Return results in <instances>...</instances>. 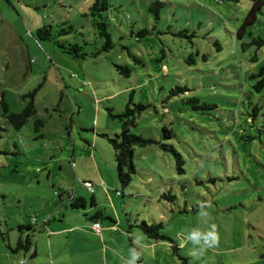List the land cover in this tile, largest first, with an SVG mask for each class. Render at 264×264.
Masks as SVG:
<instances>
[{
    "label": "rangeland",
    "instance_id": "rangeland-1",
    "mask_svg": "<svg viewBox=\"0 0 264 264\" xmlns=\"http://www.w3.org/2000/svg\"><path fill=\"white\" fill-rule=\"evenodd\" d=\"M93 1L0 0V95L9 112L31 100L36 109L15 129L0 105V264H128L133 253L134 264H183L173 245L186 264H264V89H252L264 46L242 50L235 37L250 1L161 0L156 19L154 0H108V52L85 16ZM244 36L264 39V6ZM133 104L148 106L133 133L157 144L134 149L136 172L122 186L103 135L119 134L110 114ZM162 145L181 154L184 175ZM136 219L161 223L173 243L147 239ZM19 227L26 252L7 246Z\"/></svg>",
    "mask_w": 264,
    "mask_h": 264
},
{
    "label": "trees",
    "instance_id": "trees-1",
    "mask_svg": "<svg viewBox=\"0 0 264 264\" xmlns=\"http://www.w3.org/2000/svg\"><path fill=\"white\" fill-rule=\"evenodd\" d=\"M225 2H237V0H224ZM250 1V7L249 11L242 22V25L240 29L236 33V39H238L241 42V48L242 50L246 49L249 46H255L256 49H260L264 46V39H261L259 37H252L250 40H247L245 38V32L246 29L250 26H253L257 15H259L262 11V8L264 6L263 0H249ZM221 3L222 1H218ZM109 3L108 0H94L91 6L89 7L88 14L85 16L90 17L91 24L93 28L96 30L98 37L102 38L104 43L101 48V51L108 52L112 49V41L110 34L107 30L108 28V17L107 12L109 9ZM160 8H162L161 0H154L149 8V11L152 13V15L158 19ZM52 27L51 26H43L40 27L37 30L38 35L42 39L50 40L53 36L52 34ZM72 27H68L67 30H62L61 34L67 35L72 32ZM228 31V30H227ZM145 32V31H144ZM188 38L192 39L196 37V34L193 32L190 36H187ZM215 45L218 47L217 51H220L221 46L218 41H215ZM60 47H63V49H66L63 45H60ZM71 48L73 50V53L75 56H82L84 57L86 54L83 52L79 54V51L83 49L82 46L77 44H72ZM70 50V49H66ZM100 52L97 51L93 53L94 56L98 55ZM198 53V51H197ZM202 58L205 60V56L203 55ZM189 60L193 62V58L189 57ZM117 68L122 69L125 73V77H128L130 74L129 67H119ZM252 79H257L256 83L252 86L253 91L256 93H261L264 89V66L260 67L256 74L252 75ZM181 91V90H179ZM175 91H171L169 97L174 96ZM197 101V100H194ZM129 104H132L129 103ZM0 105L2 107L4 117L8 120V122L15 128L20 129L31 117L32 115L36 114V109L33 103V100H31L26 107L21 110L20 112H9L8 104L5 102L3 95H0ZM133 109L126 106L124 111L122 113H119L117 115L110 114V117L116 118L119 121L120 131L119 134L115 135L114 137H108L107 135H103L108 143L110 144L113 154H114V161L116 164V171L118 176V181L122 186H128L131 182L132 175L135 174V166L133 163V152L136 147H146L152 144H157V142L154 139L151 138H144L140 135H136L133 133V130L136 127V116L139 115L142 111L146 110L148 106L142 105V104H133ZM201 108L204 110H210L212 106L207 104H201ZM260 111L258 107H254V115L251 116V122L252 124L256 121V113ZM35 130H38V128L43 127V123L40 120H37L34 122ZM264 125V124H263ZM164 137H171L172 133L170 130L164 128ZM162 149L166 152H171L172 156L174 157L175 161V167L178 175H184L185 169H184V159L181 156V154L176 151L172 146H166L162 145ZM90 184V183H89ZM163 197H166L167 200L173 201L175 200L174 195H163ZM84 203V200L82 198L72 199L71 207L73 208H79L82 207ZM91 219H98L95 215L94 218ZM135 226L141 230V232L146 236L147 239H151L154 241H169L173 243V240L164 235L160 230L162 229L163 225L161 223H152L148 224L145 221L138 222V219H136ZM129 227L130 224H128ZM134 226V227H135ZM23 227H19V230H21ZM130 243L133 245L131 237L129 238ZM31 241L29 239V236H26L24 241L21 240V238L18 240L16 244V248L13 249V251H16L18 249H23L25 251L29 250ZM8 246V245H7ZM173 254L178 257L180 260L183 261V264H186V259L181 257L179 253V248L176 245H173ZM35 255V249H33V252L31 256Z\"/></svg>",
    "mask_w": 264,
    "mask_h": 264
},
{
    "label": "crops",
    "instance_id": "crops-1",
    "mask_svg": "<svg viewBox=\"0 0 264 264\" xmlns=\"http://www.w3.org/2000/svg\"><path fill=\"white\" fill-rule=\"evenodd\" d=\"M91 219V218H90ZM93 223L94 222H97L98 221V219H92L91 220ZM92 223V224H93ZM65 230H68V229H65ZM20 232H19V236H18V240L21 238V240H23V237L25 236L22 232H21V230H19ZM62 231V230H61ZM90 231L92 232V228L90 227ZM52 232H54V233H57V232H60V231H52ZM26 236H28V235H26ZM25 236V237H26ZM16 242H18V241H16ZM17 244V243H16ZM8 248L12 251V252H16V251H13V248H11V245L8 243ZM16 248V247H15ZM24 252H26L25 250H24ZM36 253V252H35ZM2 255H4L5 256V258H6V260H8L10 257H11V255L12 254H10V253H6V254H2ZM20 261L17 259V258H15V257H13L12 258V260H11V264H18ZM20 264H25V261L24 262H20Z\"/></svg>",
    "mask_w": 264,
    "mask_h": 264
},
{
    "label": "built area",
    "instance_id": "built-area-1",
    "mask_svg": "<svg viewBox=\"0 0 264 264\" xmlns=\"http://www.w3.org/2000/svg\"><path fill=\"white\" fill-rule=\"evenodd\" d=\"M87 184H89V183H87ZM90 187H91V186H88V189H90ZM46 222H47V219H44V220H43V223H46ZM92 229H93L94 232L97 233V234H99L100 231H101V228H100V225H99L98 222H94V223L92 224Z\"/></svg>",
    "mask_w": 264,
    "mask_h": 264
},
{
    "label": "clouds",
    "instance_id": "clouds-1",
    "mask_svg": "<svg viewBox=\"0 0 264 264\" xmlns=\"http://www.w3.org/2000/svg\"><path fill=\"white\" fill-rule=\"evenodd\" d=\"M209 236H211V233L209 234ZM204 244L208 245L209 244V237L205 236L204 237ZM138 258L136 253H133L132 255V260L128 262V264H134L135 260Z\"/></svg>",
    "mask_w": 264,
    "mask_h": 264
}]
</instances>
